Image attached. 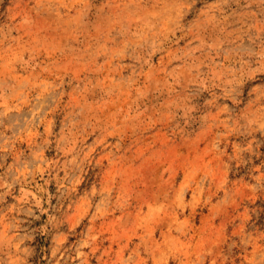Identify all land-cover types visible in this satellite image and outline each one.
Here are the masks:
<instances>
[{"label":"rangeland","instance_id":"374dc122","mask_svg":"<svg viewBox=\"0 0 264 264\" xmlns=\"http://www.w3.org/2000/svg\"><path fill=\"white\" fill-rule=\"evenodd\" d=\"M0 264H264V0H0Z\"/></svg>","mask_w":264,"mask_h":264}]
</instances>
